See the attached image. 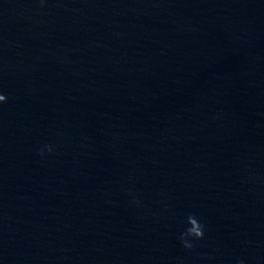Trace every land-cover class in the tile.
<instances>
[{"label":"water","instance_id":"water-1","mask_svg":"<svg viewBox=\"0 0 264 264\" xmlns=\"http://www.w3.org/2000/svg\"><path fill=\"white\" fill-rule=\"evenodd\" d=\"M0 94V264H264V0H0Z\"/></svg>","mask_w":264,"mask_h":264},{"label":"clouds","instance_id":"clouds-1","mask_svg":"<svg viewBox=\"0 0 264 264\" xmlns=\"http://www.w3.org/2000/svg\"><path fill=\"white\" fill-rule=\"evenodd\" d=\"M41 5L45 3V0H40ZM8 97L4 94H0V104L6 103ZM46 149L49 153L53 152L51 145H47ZM40 155H44V150L42 149ZM188 227L179 236V240L182 246L187 250H193L195 248V241L203 240L205 238V225L195 215H189L188 217ZM238 264H244L241 259Z\"/></svg>","mask_w":264,"mask_h":264}]
</instances>
